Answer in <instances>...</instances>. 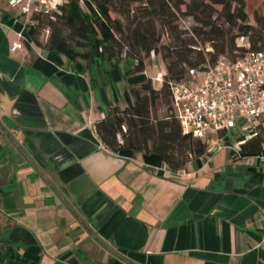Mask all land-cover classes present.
Instances as JSON below:
<instances>
[{"label": "crops", "instance_id": "obj_1", "mask_svg": "<svg viewBox=\"0 0 264 264\" xmlns=\"http://www.w3.org/2000/svg\"><path fill=\"white\" fill-rule=\"evenodd\" d=\"M127 84L124 61L80 69L0 0V244L41 264H264L259 152L228 134L180 174L112 152L96 123L127 106Z\"/></svg>", "mask_w": 264, "mask_h": 264}, {"label": "trees", "instance_id": "obj_2", "mask_svg": "<svg viewBox=\"0 0 264 264\" xmlns=\"http://www.w3.org/2000/svg\"><path fill=\"white\" fill-rule=\"evenodd\" d=\"M178 12L197 22L192 34L176 22ZM253 16L255 24L249 21L246 0H66L57 10L33 12L35 24L28 33L36 44L64 54L80 69L101 59L124 61L127 106L113 107L96 123L99 137L112 152L156 153L173 170H179L206 154L208 145L183 132L171 105L168 83L154 86L146 74L145 58L155 51L169 77L180 78L188 67L213 63L220 55L242 53L244 49L236 45L239 35L248 36L251 47L258 49L264 42V14L255 11ZM220 18L230 28L237 26L238 33L229 35V29L218 23ZM46 28L49 36L41 40ZM163 35L168 43H161ZM196 36L211 42L214 51L204 53ZM165 106L167 112L158 114ZM240 148L248 153L264 152V133ZM20 248L0 244V264H41L38 259L25 258Z\"/></svg>", "mask_w": 264, "mask_h": 264}, {"label": "built area", "instance_id": "obj_3", "mask_svg": "<svg viewBox=\"0 0 264 264\" xmlns=\"http://www.w3.org/2000/svg\"><path fill=\"white\" fill-rule=\"evenodd\" d=\"M66 0H8L23 18L25 28L35 24L33 12L57 10ZM83 2L84 0H79ZM49 28L43 36H49ZM11 44L15 52L23 47V35ZM236 45L243 52L231 57L220 55L215 62L200 67H188L180 78H171L160 69L158 54L152 51L154 74L148 77L156 88L168 83L171 105L184 133H190L208 145V151L220 150L227 145L226 136L237 131L236 147L264 133V42L258 49L251 47L248 36L236 37ZM207 52L214 51L212 43ZM122 130L126 131L123 125ZM121 141V134H118ZM264 161V152L254 154ZM180 174L179 170H173ZM264 243V235L262 238Z\"/></svg>", "mask_w": 264, "mask_h": 264}, {"label": "rangeland", "instance_id": "obj_4", "mask_svg": "<svg viewBox=\"0 0 264 264\" xmlns=\"http://www.w3.org/2000/svg\"><path fill=\"white\" fill-rule=\"evenodd\" d=\"M263 2H264V0H246V11L249 14L250 23L255 24V20H254V16H253L255 11H257L261 14H264ZM182 9L185 10V6H182ZM217 15H218V13L215 14V16H217ZM176 22L180 24L181 29H185V31H187L189 34H192L194 27H196L198 25L197 22L192 17H187V16L183 15L182 12H178V18H177ZM218 23L221 24L224 28L229 29V31H230L229 35L232 36V35H236L238 33V27L235 26L233 28H230L229 24L224 22V18L218 19ZM158 28L160 29V26H158ZM39 37L41 40H44L43 34L40 35ZM196 40H197L198 47H200L202 49V51H204V53L205 52L208 53L206 48L208 47V44L211 42H209V41L204 42L202 37H198V36H196ZM161 41H162L161 43H168L169 42L166 35H163ZM193 58H194V55H193ZM207 59H210L209 54L207 55ZM158 62H159L160 69L167 72L166 66L163 63V61L160 59V56H158ZM145 67H146V71L148 74H150V75L154 74L155 70H154L153 62H152L150 56L145 58ZM167 110H168V106L162 107L158 111V114L163 115L167 112ZM229 135H230V137H233L232 140H234V141L237 140V138H238L237 131H234L233 133L230 132Z\"/></svg>", "mask_w": 264, "mask_h": 264}]
</instances>
